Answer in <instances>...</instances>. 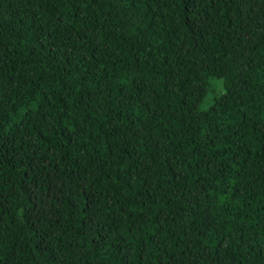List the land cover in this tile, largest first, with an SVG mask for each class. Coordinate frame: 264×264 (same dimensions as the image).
<instances>
[{"label": "trees", "instance_id": "trees-1", "mask_svg": "<svg viewBox=\"0 0 264 264\" xmlns=\"http://www.w3.org/2000/svg\"><path fill=\"white\" fill-rule=\"evenodd\" d=\"M0 264H264V0H0Z\"/></svg>", "mask_w": 264, "mask_h": 264}]
</instances>
